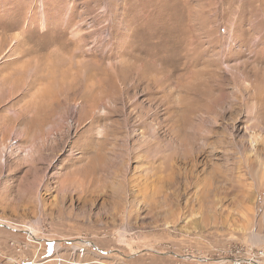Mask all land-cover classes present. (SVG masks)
Instances as JSON below:
<instances>
[{"label":"rangeland","instance_id":"rangeland-1","mask_svg":"<svg viewBox=\"0 0 264 264\" xmlns=\"http://www.w3.org/2000/svg\"><path fill=\"white\" fill-rule=\"evenodd\" d=\"M255 251L264 0H0V264Z\"/></svg>","mask_w":264,"mask_h":264},{"label":"built area","instance_id":"built-area-1","mask_svg":"<svg viewBox=\"0 0 264 264\" xmlns=\"http://www.w3.org/2000/svg\"><path fill=\"white\" fill-rule=\"evenodd\" d=\"M9 226H12L9 222H7ZM14 226V225H13ZM256 255H251L249 258H241V256H233L230 260L229 264H242L246 259L249 260L251 264H264V252H256Z\"/></svg>","mask_w":264,"mask_h":264}]
</instances>
